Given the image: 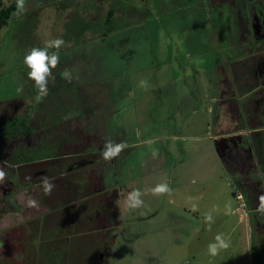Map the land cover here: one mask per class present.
<instances>
[{
  "label": "rangeland",
  "instance_id": "1",
  "mask_svg": "<svg viewBox=\"0 0 264 264\" xmlns=\"http://www.w3.org/2000/svg\"><path fill=\"white\" fill-rule=\"evenodd\" d=\"M11 1L0 0V7ZM56 39L64 44L48 87H56L59 102L91 112L78 115L86 124L73 123L77 143L94 146L97 155L108 140L126 145L106 171L93 166L97 178L88 192L103 186L101 176L114 188L100 194L103 200H86L83 210L98 216V228L118 225L115 236L102 259L93 261L95 252L87 251L89 257L74 253L72 260L264 264V191L256 181L264 170L254 163L248 171L246 148L229 150L250 129L245 125L264 123V0H25L24 10H14L0 28V119L8 112L20 117L35 100L24 57ZM65 69L71 82L56 78ZM158 185L168 191L154 194ZM248 188L255 224L237 197ZM137 189L143 204L131 209L128 196ZM31 211L21 213L26 218Z\"/></svg>",
  "mask_w": 264,
  "mask_h": 264
},
{
  "label": "crops",
  "instance_id": "2",
  "mask_svg": "<svg viewBox=\"0 0 264 264\" xmlns=\"http://www.w3.org/2000/svg\"><path fill=\"white\" fill-rule=\"evenodd\" d=\"M75 39L79 40L77 37ZM77 45L76 43L74 46ZM12 69L8 68L7 70L11 72ZM56 78L63 79L61 72L59 75L57 74ZM235 86H239L238 88H240V85L236 84ZM243 88L241 87L240 90H243ZM262 90H264V87ZM50 91L52 93L47 94L43 98L41 105V101H36V92L38 90L32 91L35 100L29 99L20 117H16L19 119L26 114V120L12 123L10 118H15V116H12L11 112H8L6 117L0 119V167H3L7 173L5 180L0 182V238H7L11 242H14L13 240L21 241L23 237L24 239L26 237V241L28 242L30 240L29 232H37V234L42 230L48 232L58 225V222H56L58 220L57 210L50 208L44 199L49 195L46 196L43 192L41 178L48 177L55 185L51 195H64L72 189L73 182L69 181V179L71 180V175L79 171L81 166H83L82 169L86 173L93 172V166L99 168L101 165L100 168L105 171L109 169L108 160L103 158L102 153L97 155V150H93L94 146L83 145L76 141L78 140V135L76 134L78 132L77 129L73 128V123L77 124L80 122L86 124L87 120L80 121L78 115H83L84 118H82L85 119V116H90L91 112L82 113V109L77 108L76 105L70 107V104L66 106L63 101L59 102L57 100L58 90L56 87H48V92ZM246 93L244 91V95ZM33 95H30L31 98H34ZM241 95L234 97V105L238 100L240 102ZM44 100L47 101L46 105L44 104ZM58 102L61 104L60 108L57 107ZM241 114L242 118H244V112H241ZM263 118L264 116L261 117V119ZM15 126L16 128H14ZM245 126H249L250 129H240L241 132L244 131L242 132L243 134H258L264 130L263 122H256L254 127L250 124ZM82 130L84 133L88 132L85 126L82 127ZM224 131L218 133L219 137H215L216 141L225 140L236 132L235 128L233 132L230 130ZM11 132H14V135ZM260 137L261 134L259 133V139L255 140L254 147L258 153V159L264 161V143ZM88 153L93 155L89 157ZM262 157L263 159H261ZM48 171L55 174L47 176L46 173ZM263 175L264 173L260 174L262 192L264 191ZM103 178L105 177L101 176L102 180ZM61 183L67 184L66 189H58ZM111 188L113 189L114 187ZM119 193L121 194L122 192L120 190L116 191L114 197H119ZM237 197H241L245 204L241 191H239ZM30 200L36 201L35 206H30ZM72 202L69 201L66 204H71ZM31 208L33 211L24 218V215L21 213L22 210L28 212ZM14 214L19 216L15 222L12 219V215ZM246 214L249 216V212Z\"/></svg>",
  "mask_w": 264,
  "mask_h": 264
},
{
  "label": "trees",
  "instance_id": "3",
  "mask_svg": "<svg viewBox=\"0 0 264 264\" xmlns=\"http://www.w3.org/2000/svg\"><path fill=\"white\" fill-rule=\"evenodd\" d=\"M17 9V0H12L10 3H8L5 6L0 7V28L6 23L7 18H9L13 11ZM28 111V109H27ZM30 111V110H29ZM26 120V114L25 116L17 119L15 118H10V121L12 123H15L16 121H23ZM10 122V123H11ZM254 127V126H253ZM261 134L260 139L264 143V130L259 132ZM259 133H251V134H241L242 135V140L237 141L236 146H233L231 152H234L235 149L242 150L246 148V154L244 155L246 161L250 163L249 166V172H253V167L254 163L256 164L255 166H259L261 170H264V161H260L258 159V153L256 152V149L254 147V142L255 140L259 139ZM11 134L14 135V132H11ZM263 134V135H262ZM255 136V137H254ZM249 147V148H248ZM264 152V150H263ZM113 159V158H112ZM259 160V161H258ZM83 166L79 168V171L75 172L74 174L71 175V180L72 181V189L65 193L64 195H49L47 198H44L45 201L48 203L50 208L57 210L56 212L58 220V225L55 226V228L51 231H40L38 232H30L29 236V241L27 242V247L25 248V254L26 255H45L55 257V260L57 259L56 256H60L61 258L60 263L58 264H65L62 263L61 259L68 260L69 263L66 264H80V260L75 261L72 260L73 254L75 253L76 256L80 255L81 258H86L89 257L87 251L91 253L95 252V255L93 256L92 259L93 261L98 259H102L106 255L107 247L110 244V241L114 238L115 234L113 233L114 226H109L105 228H98L97 224V217L96 215L92 216V218H89V214H86L84 210L85 202L86 200L92 199L96 196H99L101 199L102 197L100 196L103 191H105L108 188L107 182L103 178V186H100L101 184L99 183V188L97 190H92L88 192V186L89 183H94L93 180H96L94 177V174L91 173H86L83 169ZM95 172V170L93 171ZM48 175H54V172L48 171ZM255 175V174H254ZM257 175V176H256ZM256 181L257 184L260 185V180L261 176L256 173ZM70 176V175H69ZM264 176V175H263ZM66 183H61L58 189H66ZM70 185V184H69ZM102 188V189H101ZM242 191V190H241ZM249 192L250 189L248 188L247 191H242V195L244 196L246 207L248 208L249 212V220L250 222H253V212L249 202ZM234 193V191H233ZM103 200V199H102ZM69 201H73L71 204H66ZM43 202V201H42ZM255 221L254 224L257 223V215L254 216ZM90 219V220H89ZM88 221H90V224H87ZM90 225L91 227L88 229H76V226L79 225ZM93 224V225H92ZM253 224V225H254ZM252 231L254 232V228H252ZM93 232V233H92ZM99 234V235H97ZM101 234L104 235V239L100 236ZM92 235L94 238L89 237ZM110 238L108 239V237ZM84 239H87V248L85 249H80L78 247H74L73 244L77 243L80 244L84 242ZM39 244V245H37ZM31 250L30 253L27 251V249ZM90 249V250H89ZM86 254V256H85ZM70 255L72 257H70ZM88 259V258H87Z\"/></svg>",
  "mask_w": 264,
  "mask_h": 264
},
{
  "label": "clouds",
  "instance_id": "4",
  "mask_svg": "<svg viewBox=\"0 0 264 264\" xmlns=\"http://www.w3.org/2000/svg\"><path fill=\"white\" fill-rule=\"evenodd\" d=\"M25 0H17V12L24 10ZM64 44L62 39H56L53 41L45 42L44 47H33L24 57V64L30 70L27 75L30 80L35 82L37 88L36 101H41L48 94V83L52 78V72L56 69L60 63V48ZM55 49V51H50ZM62 77L71 82L72 73L70 70L65 69L61 73ZM123 143L113 144L112 141L108 140L105 142L102 156L105 160L115 158L125 147ZM7 176L6 171L3 167H0V182L4 181ZM41 184L43 186V192L46 196L51 195L55 185L50 181L48 177L41 178ZM154 194H161L168 191L167 185H158L152 190ZM142 193L137 189L129 193L128 206L131 209L140 207L143 201L140 199ZM260 210H264V195L259 197ZM30 206H35L36 201L30 200ZM217 240L220 241L221 247H227V243L221 240L220 236H217ZM209 251L215 254L217 246L215 244L209 246Z\"/></svg>",
  "mask_w": 264,
  "mask_h": 264
},
{
  "label": "flooded vegetation",
  "instance_id": "5",
  "mask_svg": "<svg viewBox=\"0 0 264 264\" xmlns=\"http://www.w3.org/2000/svg\"><path fill=\"white\" fill-rule=\"evenodd\" d=\"M25 235L27 236L26 233ZM13 241L14 242H11L7 238H0V264H58V262L60 263V256H56L57 259L55 260V257H53V255L47 257L45 255L39 254L26 255V237L25 239L24 237L21 238V241ZM13 249H16V254L13 252Z\"/></svg>",
  "mask_w": 264,
  "mask_h": 264
}]
</instances>
